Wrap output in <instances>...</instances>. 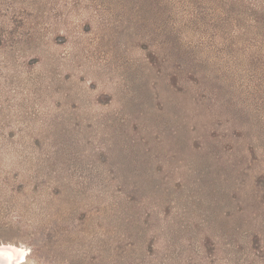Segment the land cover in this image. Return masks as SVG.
Returning a JSON list of instances; mask_svg holds the SVG:
<instances>
[{"label":"rangeland","instance_id":"1","mask_svg":"<svg viewBox=\"0 0 264 264\" xmlns=\"http://www.w3.org/2000/svg\"><path fill=\"white\" fill-rule=\"evenodd\" d=\"M8 242L264 264V0H0Z\"/></svg>","mask_w":264,"mask_h":264},{"label":"bare ground","instance_id":"2","mask_svg":"<svg viewBox=\"0 0 264 264\" xmlns=\"http://www.w3.org/2000/svg\"><path fill=\"white\" fill-rule=\"evenodd\" d=\"M22 244H0V264H30L28 262L29 251Z\"/></svg>","mask_w":264,"mask_h":264}]
</instances>
